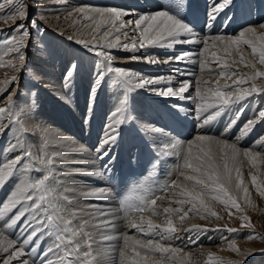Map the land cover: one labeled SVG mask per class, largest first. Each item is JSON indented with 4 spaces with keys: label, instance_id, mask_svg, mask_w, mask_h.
<instances>
[{
    "label": "snow or ice",
    "instance_id": "snow-or-ice-1",
    "mask_svg": "<svg viewBox=\"0 0 264 264\" xmlns=\"http://www.w3.org/2000/svg\"><path fill=\"white\" fill-rule=\"evenodd\" d=\"M6 4L13 6L11 11L5 12ZM234 7L235 0H209L200 28L185 11L191 9V0H175L170 6H160L146 13L99 6H82L63 13L66 17H79L73 19L69 27L80 24L81 19L89 21L83 27L91 30L90 39H76L72 35L67 39L74 40L98 58L92 74L90 102L107 82L114 81L117 87L116 103L109 112L108 123L95 149L97 158L108 157L109 162L114 160L115 157L109 153L120 138L121 126L134 119L129 111L127 95L133 90L145 89L160 97L190 101L194 106L191 109L178 102L173 105L172 118L181 120L191 115L196 128L201 130L209 128L224 113L231 112L249 97L264 94V83H257L264 79V22L256 26L245 24L236 34H227L222 30L233 23L231 10ZM33 10L35 18L30 19ZM54 14L57 13L52 6H44L40 0H0V19L21 21L11 28L8 35L0 37V68L5 67L3 57L12 54L7 62L11 70L27 72V50L35 46L34 43L30 45L34 40L31 30L42 36L45 28L39 21ZM3 32L0 29V33ZM59 34L64 35L63 32ZM122 37L125 38L123 41ZM181 45L200 47L195 51H173L163 57L148 51L141 52V49L149 48L174 50ZM245 47L250 49V53L245 52ZM121 49L130 53L127 57H120L122 61L176 64L177 76L194 75L182 70L179 67L181 63H198L199 77L194 82L181 80L173 87L171 75L152 77L118 66V57L112 50ZM138 52L140 55H136ZM239 65L250 71L241 72ZM79 71L75 62L69 64L64 74L65 88H71ZM205 75L214 79L206 80ZM18 79L13 77L7 85L17 84ZM193 87L194 94L190 92ZM13 95L14 90L0 88V137L7 136L3 152L9 154L8 158L0 160V191L9 188L0 200V253L4 254L0 264H12L13 261L29 264L26 257H30L33 264H200L199 259H194L193 254L185 250L187 245L181 247L175 241L182 240L179 232L190 214L205 220L223 219L212 209L210 200L229 210V219L234 215L233 209L243 213L235 194L242 192L246 200L249 198L240 167L242 160L246 159L257 170L250 173L251 184L259 196L264 197V180L257 174L260 165L264 164V138L253 142L259 150L239 145L258 121H247L232 142L226 138L242 114L241 108L225 125L219 138L201 131L184 141L170 136L166 128L143 126L141 131L145 136L158 138L151 145L155 157L149 177L156 175L155 168L161 162L168 157H176L173 174L177 178L163 182L153 180L149 184L146 177L115 196L108 187L82 191L80 195L99 197L104 203L88 205L91 209L88 212L77 210L70 198V193L75 190L64 183L67 176L72 173L99 176L103 173L95 169L66 168L67 164L78 161H70L59 148L49 151L47 139L42 138L46 131L42 126L30 129L22 126V114L27 116L30 106L28 110L21 108V98L13 100ZM256 115L264 120V109L258 110ZM9 133L12 135H7ZM27 134H39L38 152H34L27 142ZM57 143L65 145L64 141ZM67 151L82 149L74 145ZM113 199L117 202L115 207L110 203ZM82 213L88 218L84 219ZM145 213L151 215L146 216ZM161 215V223L152 219V216ZM239 219L241 227L252 230L244 239L264 242V234L255 232L250 217L241 215ZM117 221L125 222L137 235L117 232ZM183 230L192 244L198 243L202 233L221 232L220 242L227 243L228 248L242 258L225 261L209 252L203 264H244L249 257L257 255L251 249L242 251L237 246L238 237L224 235L239 232L227 224L223 228L192 224ZM208 238L213 239L211 236ZM46 240L49 242L45 243ZM259 254L264 255V249H260Z\"/></svg>",
    "mask_w": 264,
    "mask_h": 264
},
{
    "label": "rangeland",
    "instance_id": "rangeland-1",
    "mask_svg": "<svg viewBox=\"0 0 264 264\" xmlns=\"http://www.w3.org/2000/svg\"><path fill=\"white\" fill-rule=\"evenodd\" d=\"M61 1H63V0H40L42 5L52 6V10L54 12H56L57 14L47 16L46 18H43L42 20L39 21L42 24V26L45 28V32L42 34V36H37L35 33V30H31L32 35L34 37V40L30 41V45H32L34 43L35 46H30V48L27 50L28 51V69H29L27 72H24V71L17 72V71L11 70V67L8 65L7 62H8V60L12 54H9L8 56L3 57V63L5 65V67L0 68V88L8 87L9 91L14 90L13 99L17 100L18 97L21 98L20 99V107L21 108L28 110L29 106H30V111H28V115L24 116L22 114V120H21L22 126L24 128L26 127V129H30L29 126L34 125L35 123H36L35 125H37V123H38L39 125L41 124L40 126H42L43 123L46 121V114L49 113V109L51 110L53 108V106H55L57 104L58 100H56V98H53V96H51V98L49 100H48V98H45L46 97L45 95H49L50 89L54 88V89H56L57 92L62 91L61 93L63 95L60 94V96H62L63 98H66V99L61 98V100H66V101H68V99L72 100L74 97L83 95L84 99H86V107H87V109H85L86 110L85 112L81 111V116H83V117L86 116V115H84L85 113H91V111H93V108L96 105H98L96 97L102 91L105 92V97L109 93L111 94V93L117 91L116 84L114 81L107 82L105 84V86H103L101 88L102 91H98L94 100L90 102L89 93H90V88L92 86V74H93L94 68L98 62V58L95 57L92 53H90L87 49L83 48L82 45L75 43L74 40H68L67 39V36H69V35H72L77 39V36L81 32H80L79 28L77 27L78 24L69 27V23H70L69 20H71L72 18L66 17L63 15V13H65L67 10H71L69 8V6L71 4L70 1L65 0L64 3L61 4V5L66 4V6L68 8L67 7L66 8L65 7H63V8L62 7H56L57 5H60L59 2H61ZM240 1L242 2L243 0H240ZM71 5H73V4H71ZM12 7L13 6L6 4L5 5V12L11 11ZM107 7H108V4H107ZM261 13H262V16L264 18V13L262 11H261ZM32 18H35L34 10H33V15H30V19H32ZM20 22L21 21H19L18 19L17 20H8V21H4L3 19H0V29L4 30L3 33H0V37L8 35L11 31V28ZM66 22H67V24H64ZM24 23H27V21H24ZM59 24H63V25L59 26ZM233 24H235V25L238 24L240 26L239 23H233ZM239 26H238V28H240ZM64 27H69L68 30H70V31L64 32L63 31ZM229 30H231V29H229ZM232 30L236 33L235 29L232 28ZM62 31H63L64 35L59 34ZM227 34H230V32L229 33L227 32ZM88 37L89 36H87L85 39H88ZM72 62H75L79 66L80 71L74 77L72 84H71V88H65L64 87V74H65V71L68 68L69 64ZM257 66H259V65L257 64ZM239 69H240V67H239ZM13 77L19 78L18 83L15 85H12V86L7 85V81L11 80ZM39 78H43V79L40 80ZM257 83H264V79L257 81ZM111 87L114 89V91ZM109 88H111L112 90ZM131 94L130 95L127 94L129 103H132L133 100H135ZM4 95L6 96L7 93H5ZM130 96H131V98H130ZM144 98H145V94H142L140 96V98L136 97V100H140V101L145 100ZM0 99H2V97H0ZM79 99H80V97H79ZM162 102H163V100H162ZM103 103H104L105 109L108 108L107 109L108 111L112 110L114 107V105H113L112 108H110L111 105L113 104V102H111V105H109L107 102H103ZM140 104H141V106L143 105L142 107L146 111V113L144 115L148 114V112L152 113V111H154V109L157 108V105L154 104L152 106V110H151L150 109L151 106H150V103L148 100H145V101L141 102ZM71 107H72V105H71ZM76 107L77 106H75L74 108H76ZM159 107H160V109L162 108L161 110H167V112H169L168 109L164 105L161 106L160 101H159ZM241 108H242V114L239 116V119L237 120L235 126L231 129L230 133L227 134L226 138L229 141L231 140L230 142H232V140H234V138L240 134L241 128L243 127V125L247 121L256 119L258 122L255 124V127L252 129V131L246 137L242 138L239 141V145L241 147L253 146L254 150H259V149L255 148V145L253 144V142L258 141L261 138H264V120H260L256 115L258 110L264 109V94L253 95V96L249 97L246 101L242 102V104L236 105L231 112L224 113L221 116V117H223V119L222 118L219 119L221 121L218 124V128L224 130L226 123L229 120H231L233 115L235 114V112ZM149 109H150V111H149ZM107 110L105 111L104 117H102V119H101L102 126L100 128V131H102V134L104 133L103 130H104L105 125L108 123V120H109V118L106 117V114L108 113ZM135 112L137 114L136 120L138 119V124L142 125V126L147 125L148 122H145L144 124L141 122V118H143L144 116L142 114L140 115L139 109L136 108ZM72 113H73V111L68 112L69 115H71ZM150 115H152V114H150ZM95 117L97 118V114L95 115ZM94 120H96V119H94ZM219 120L216 122V125L219 122ZM85 122H86V118L79 119V123H80L81 127H83V128L86 126V125L83 126ZM92 124H94V123L92 122ZM92 126L93 125H91V128H92ZM95 126H96V124H95ZM134 126L131 128L130 127L127 128L125 125L121 126V129H120V131L122 132L121 134L124 133L123 136L120 135L123 138L121 141L127 140L126 141V144H127L128 139L130 137L139 138V142L142 139L144 140V136H143L144 134L141 135V131H140L141 129L138 130L139 126H137V125L135 127ZM126 128H127V130H126ZM132 128H133V131H132ZM140 128H141V126H140ZM93 129H95V128H93ZM137 130L140 132H137V134H136L135 131H137ZM207 130H208V128H207ZM208 131L206 133H208ZM222 133H223V131L218 130L217 135H215V136L221 137ZM127 134H129V135L127 136ZM209 134H212V133H210V131H209ZM7 135H12V134L9 133ZM38 135L39 134H27L28 142H32V141L35 142V146L34 145L32 146L34 152H38V148H39ZM140 135H141L142 139L140 138ZM3 138H7V136L6 137H0V144L3 141ZM42 138H46L45 132L43 133ZM120 139L121 138H119L118 140H120ZM99 142H100V139H99ZM82 145L85 146V144H82ZM122 145H124V142L122 143ZM96 146L97 145L94 146V149H96L95 148ZM123 147L125 148V146H123ZM123 147H121V148L123 149ZM117 148H116V150H117ZM92 149H90V151H92ZM7 155H9V154H7ZM111 166L112 165L109 164V167H111ZM240 167H241V171L243 173V178H244L245 184L249 189V198L247 200L243 197L242 192L235 193L238 197V203H240L241 207L244 209L243 213L236 212L233 209L231 211L234 213V215L231 219H229V216H228L229 210H227L219 202H215V201L210 200L209 203H210V206L212 207V209L214 211H216L221 217H223V219L216 220L215 218H209V219L205 220V219H201L197 216H192L190 214V217L184 221V223L181 227V231L179 232V235L181 236L182 240L175 241V243L177 245H180L181 247H185V245H187L185 250L188 252H191L193 254L194 259H199L200 264H203V260L206 259V256L209 252L215 253L217 256L223 258L225 261H227L229 259L241 260L242 258L238 254L232 252L228 248L227 243H221L220 242L219 237L222 235L221 232L202 233L200 235L198 243L192 244L190 241H188L187 234L183 230L185 228L190 227V226H187L188 223H191V225L192 224L207 225L210 228H215L217 225H219L221 228H223V226L225 224H227L228 227L237 228L239 230L238 234L224 233V235H228L229 237H233V236L238 237L237 238V246L242 251L246 250V249H251V250L257 252V255H255L253 257H249L247 261H244V264H264V255L259 254V250L264 249V242H262L260 240H256V239L251 240V241L244 239L243 237L245 235H247L252 230L241 227L242 221L239 219V216L247 215L248 217H250V220L254 226L255 232L259 233V234H264V197L259 196V194L256 192L254 186L251 184L250 173L257 172V170L252 168L246 159L242 160ZM108 168H104V169H108ZM38 174L34 173V175H36V176L41 175V173H38ZM257 174L260 176V178L262 180H264V164L260 165L259 172ZM176 178L177 177H174L173 179H176ZM168 180H170V179L168 178L167 181ZM3 191L4 190L0 191V193H3ZM160 194L163 195V193H160ZM2 195L3 194H1L0 199H1ZM176 220L178 222V218H176ZM120 223L122 224V221ZM123 230H128V232L130 231V229L127 228L125 222L123 223L121 229L117 230V232H122ZM132 232L135 234V231H132ZM192 235H193V239H195L196 238L195 234L193 233ZM209 236L213 237V239L210 240L208 238ZM12 238L13 237L10 236V239H12ZM47 242H49V241L46 240L45 243H47ZM43 246L44 245L42 244L41 247L43 248Z\"/></svg>",
    "mask_w": 264,
    "mask_h": 264
},
{
    "label": "bare ground",
    "instance_id": "bare-ground-1",
    "mask_svg": "<svg viewBox=\"0 0 264 264\" xmlns=\"http://www.w3.org/2000/svg\"><path fill=\"white\" fill-rule=\"evenodd\" d=\"M64 1L65 0L59 2V4L60 5L63 4ZM69 1H70L71 4H73V5L70 4V6H69V8L71 10H74L75 8L82 7V6L107 7V4H108V7H118V8H121V9L128 10V11L145 12V13L154 11L160 6H170L171 4H173L175 2V0H69ZM192 1L193 0H191V7H194L192 5ZM185 11L187 12L188 18L190 19L192 14H193V12H194V9L193 8H191L190 10L186 9ZM71 18H70L71 20H69V22H70L69 25L71 24L73 19H79L76 16H73ZM125 19H128V17H125ZM88 23H89V21H84V20L81 19V23L78 24V26H77L81 33L78 32L79 35L77 36V39H85L87 36H89V32L91 30L88 29V28H84L83 27V25H86ZM64 24H67V22L64 23ZM258 24L259 23L252 24V25L256 26ZM62 25L63 24H59V26H62ZM237 25L238 24H236V27L238 28L239 25L238 26ZM68 29H69V27H64L63 31L64 32H69L70 30H68ZM225 33H227V32H225ZM236 33L235 32H230V34H236ZM88 39H90V37H88ZM121 39L123 41L125 38L122 37ZM199 47H200L199 45H181V46H177V48L174 49V50L173 49H165V48H149L147 50L141 49V52L148 51V52H151V53H156L158 56L163 57L166 54H171L173 51H180L182 49H190V50L195 51ZM244 50H245L246 53H250V49H247L245 47ZM112 51L118 57V60L116 62L118 66H123V67H125L128 70L134 71L136 73L144 74V75H147V76H152V77L169 76V75H171L174 78L173 79V87H176L177 83L179 81H181V80L188 79V80H192L194 82L195 79L199 77L198 63H191V64H188V65H184L183 63H181L179 65V67L182 70H185V71H188L190 73H193L194 75L177 76L176 72H175V69L177 67L176 64L150 65V64H147V63H144V62H137V61H122L119 58L120 57H127V56L130 55V53L126 52V51H124L122 49L121 50H112ZM136 55H140V52L136 53ZM212 67H215V65H212ZM239 67H240L241 72H249L250 71L249 68H246L243 65H239ZM257 67H259V66H257ZM39 79L41 80L43 78H39ZM204 79L213 80L214 78L205 75ZM221 83H223V81H221ZM111 88H109V89H111ZM100 91H102V90H100ZM113 91H114V89H113ZM61 92H57L56 89L53 88V89L49 90V95L50 96L49 95H45L46 96L45 98H48V100L51 98V96H53V98H56V100H58L57 104L55 106H53V108L51 110L49 109V113L46 114V121L42 125V127H44V129L46 130L45 131V136H46V139L48 141L49 151H55L57 148H59L61 151L65 152V154L68 156V159L70 161H78L76 163L67 164L66 168L76 167V168H81V169H86V170L95 169V163H94V161H93V159L91 157V154H95L96 158H97V153L95 152L94 146L97 145V141L96 140H97V138H98V136L100 134V128L102 126L101 119H102V117H104L105 111L108 109V108L105 109L103 102H107L109 105H111V102H113V104L110 107V108H112V106L115 105V103H116V92L117 91H115V92H113L111 94L107 93L108 95H106V97H105V92L102 91L96 97L98 105H96L93 108V111H91V113H85L84 115H86V116H84V117L81 116V111L85 112L86 111L85 109H87V107H86V99H84V96L79 94L80 96L74 97L72 100L68 99V101H66V100H61V98H63L62 96H60V94L63 95ZM190 92L192 94H194V87L192 89H190ZM127 94L128 95L131 94L132 97L135 99V100H133L132 103H129V105H128L129 106V111H130L132 117H134V119H131L127 123L124 124L127 128L128 127L131 128L134 125L135 126L137 125V126H139L138 130H140L143 127L142 125L138 124V119L136 120V118H137V114L135 112L136 108L139 109L140 115L142 114L145 117V118L144 117L141 118V122L143 124L145 122H148L147 125H154V126H157V127L166 128V130L169 132L170 136H172L173 138H176V139H181V140H182V136L180 135L179 132H177L175 130L176 127H178L179 131H181V130H183V131H191V130H193L194 131V132H192L193 136L190 139H192L198 132H201V131L202 132H207L209 130L210 133H212L211 135H213V134L217 135V131H218L217 127H218V124L221 121L219 119H221V118L223 119V117L218 118L219 122L217 123V125H216V122L218 120L216 122H214V125H211L208 128V130H207V128L202 129V130L201 129H197V128L195 129L191 125V123L194 122L195 123V127H196V121L191 115H189L187 117V118L190 119L191 123L188 120L184 119L182 121V123H183L182 125L179 124V123H176V122H173V123L168 122V123H166L164 125L162 122L165 120V118H167V116H165V114H164V112H167V110H159L160 109L159 101L161 102L162 105H164L168 109L169 112L173 111V105H175L177 102L182 104L185 108H188V109H191L194 106L191 104L190 101H187V100H185V101H177V99L174 98V97H160V96H157V95H155V94H153V93H151L149 91H146L145 89H136V90H133V91L127 93ZM142 94H145V98L144 99L149 101L151 108L149 106L148 107L151 110H152V106L154 104L157 105V108H155L154 111H152V113L148 112V114L144 115L146 113V111L142 107L143 105L141 106L140 103L145 101V100H141V101L140 100H136V97L140 98V96ZM185 95H188V94H185ZM79 97H80V99H79ZM130 98H131V96H130ZM63 99H66V98H63ZM162 100H163V102H162ZM71 105H72V107H71ZM75 106H77V107L74 108ZM150 109H149V111H150ZM71 111H73V113L71 115H69L68 112H71ZM109 112L110 111H108V113L106 112L107 113L106 117H108V118H109ZM96 114H97V118L95 117ZM150 114H152V115H150ZM161 114H163V119L162 120H161V118H162ZM84 118H86V122L83 125V126L86 125L84 127L85 129L83 127H81V125L79 123V119H84ZM93 118L96 119V120H94ZM92 122L94 124H92ZM35 124L34 125H30L29 128H33L34 126H36ZM95 124H96V126H95ZM37 125H39V124L37 123ZM91 125H93L94 127L92 126V128H91ZM140 126H141V128H140ZM93 128H95V129H93ZM127 128H126V130H127ZM138 130L135 131L136 134H137V132L141 131V130L140 131H138ZM172 130L176 131L177 134L172 133L173 132ZM132 131H133V128H132ZM209 131H208V134H209ZM103 132H104V130H103ZM123 134H121V135L123 136ZM128 135L129 134H127V136ZM141 135H143L142 131H141ZM141 135H140V137H141ZM102 136H103V134L100 135L99 139H101ZM122 136H120L121 139L117 140L116 144L113 146L112 151L109 153V156L112 155V152H115V150L119 146V144L122 145L123 142H124V144H126L127 140L121 141L123 139ZM145 137H146V139H145ZM145 137H144V140H145V143L147 144L148 148H152L151 145L153 144V142L156 139H158L157 137H147V136H145ZM184 137L185 136H183V138ZM218 138H219V136H218ZM5 139L6 138H3V141L0 144V160L1 159H6V158L9 157V155H7L8 153L3 152ZM190 139H188V140H190ZM58 141H64L65 145H58V143H57ZM27 142H28V140H27ZM28 143L30 144L31 147L33 145L35 146V142L34 141L28 142ZM139 143H142V140H140V142H139V138L136 137L133 140H130L128 146H125V148L123 146L122 147H123V149L133 150L134 148L138 147ZM82 144H85V146H83ZM74 145L80 146L82 151L68 152L67 148L72 147ZM32 149H33V147H32ZM90 149H92V151H90ZM97 159L100 160L99 158H97ZM106 159H108V157H104V159L100 160V163L107 165V168H108L109 164H111V162L107 161ZM105 165H103L102 167L105 168ZM112 167L113 166L109 167L108 169H111ZM88 177H89V175H84V174H81V173H72L71 175L67 176V178L64 181V183L67 186H69L71 189L75 190L72 193H70V198H72L73 201H74V207L77 210L83 209L85 212L91 211V209L88 208V205L93 204V203L103 204L104 201H102L99 197L82 196V195H80V192L87 191V190H90V189H93V188H98V187H107L106 185H101V183L94 184ZM174 177H176L175 174L172 175L171 179H173ZM90 178H92V176ZM8 190H9V188L6 187L4 189V191H3V193H0V196H1V194H3L2 197H1L2 200L5 197L4 195L7 194ZM158 205H161V201H158ZM145 215L148 216V215H151V213H145ZM82 216H83L84 219L88 218L87 215H84L83 213H82ZM152 219L156 223H161L162 220H163V216L162 215L161 216H152ZM173 219L176 220V217H174ZM120 222L121 221H117L116 222V225H117V229L116 230L121 229V227H122V225L124 223L123 221H122V224ZM190 225H191V223H188L187 226H190ZM89 231H92V229L89 228ZM132 231H135V230L134 229H130L129 232H128V230H123L122 232H128L129 235H137L136 232L134 234ZM112 243L115 244L116 242L113 241ZM3 256H4V254L0 253V258H2ZM26 258L28 259L29 264H33V260L30 257H26ZM12 264H17V262L13 261Z\"/></svg>",
    "mask_w": 264,
    "mask_h": 264
}]
</instances>
